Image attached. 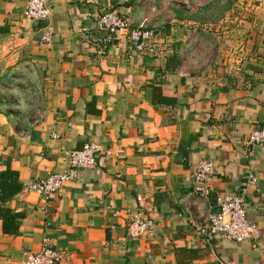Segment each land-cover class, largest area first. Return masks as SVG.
Here are the masks:
<instances>
[{
    "label": "crops",
    "instance_id": "0c3cea01",
    "mask_svg": "<svg viewBox=\"0 0 264 264\" xmlns=\"http://www.w3.org/2000/svg\"><path fill=\"white\" fill-rule=\"evenodd\" d=\"M46 1L50 20L34 22L27 0H0V171L17 176L21 189L6 206L22 216L16 234L0 221L2 263L20 264L47 238L67 252L62 264H264V149L244 148L264 127V1L240 2L222 19L215 70L196 55L195 30L184 33L160 0ZM108 11L130 28L146 20L165 38L158 53L138 57L128 33L105 49L91 45ZM47 32L50 45L41 43ZM86 143L109 156L49 200L23 192L65 170ZM202 161L212 164L205 196L193 184ZM242 190L256 234L242 243L211 237L208 215ZM138 198L156 227L130 241L127 212Z\"/></svg>",
    "mask_w": 264,
    "mask_h": 264
},
{
    "label": "built area",
    "instance_id": "2783aa9c",
    "mask_svg": "<svg viewBox=\"0 0 264 264\" xmlns=\"http://www.w3.org/2000/svg\"><path fill=\"white\" fill-rule=\"evenodd\" d=\"M26 14L34 22H45L51 18V8L46 0H27ZM143 20L135 27L130 28L128 22L118 13L108 11L97 20V30L100 35H92L89 39L91 45L105 49L112 45L115 39L122 33H128L133 46V51L138 57L154 55L158 53V47L165 38L154 28L146 25ZM41 43L50 45L52 35L47 32L41 37ZM248 151L264 149V127L252 131L244 143ZM107 158L109 152H102L94 143H86L81 149L69 152L68 164L60 173L48 175L38 181L29 182L23 188L24 193H33L44 200H49L57 194L65 183L73 181L78 171L95 165L97 155ZM212 164L208 161L200 162L193 173L195 192L207 195L206 182L210 177ZM254 182V177H248V183ZM139 207L135 212H127L129 222L126 227V235L130 241L152 236L155 230V222L151 218L142 215V199H137ZM244 191L237 194H226L219 200L217 213L209 214V235L227 242L242 243L251 240L257 232L256 226L250 224L246 218ZM118 214V212H114ZM68 255L65 250L55 249L50 240L44 238L37 252L22 251L20 264H62ZM0 264H3L0 259Z\"/></svg>",
    "mask_w": 264,
    "mask_h": 264
},
{
    "label": "rangeland",
    "instance_id": "374dc122",
    "mask_svg": "<svg viewBox=\"0 0 264 264\" xmlns=\"http://www.w3.org/2000/svg\"><path fill=\"white\" fill-rule=\"evenodd\" d=\"M163 4L162 11L166 16L173 18L180 16L184 24L180 25L184 33L195 30L194 34H190L192 47L197 50L196 55L202 61V66H214L218 60L221 44H225L222 40V32L225 27L222 23L225 15L231 12L235 14L240 12L239 4L243 6L250 2V6L260 4L261 0H160ZM264 1V0H263ZM192 16H195L193 18ZM192 17L193 19H189ZM190 22L191 25H187ZM194 25V26H192ZM179 26V25H178ZM190 26H192L190 28ZM195 27V29H194ZM228 44V53L233 58L235 54V45ZM233 47L234 49L230 48ZM234 53V55H233ZM204 69V68H203ZM202 69V70H203ZM210 69H216L211 67Z\"/></svg>",
    "mask_w": 264,
    "mask_h": 264
},
{
    "label": "trees",
    "instance_id": "16d2710c",
    "mask_svg": "<svg viewBox=\"0 0 264 264\" xmlns=\"http://www.w3.org/2000/svg\"><path fill=\"white\" fill-rule=\"evenodd\" d=\"M195 18V16H192ZM190 17L189 19H193ZM166 104H175V101L164 98ZM21 185L17 181V176L9 168L0 171V221L4 234L18 233L21 214L11 211L6 204L20 191Z\"/></svg>",
    "mask_w": 264,
    "mask_h": 264
}]
</instances>
